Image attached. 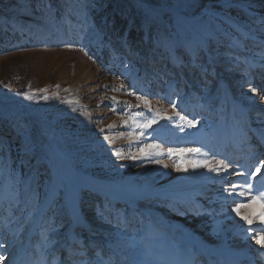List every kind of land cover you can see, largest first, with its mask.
<instances>
[{"label":"rangeland","instance_id":"374dc122","mask_svg":"<svg viewBox=\"0 0 264 264\" xmlns=\"http://www.w3.org/2000/svg\"><path fill=\"white\" fill-rule=\"evenodd\" d=\"M261 191L264 0H0V264H264Z\"/></svg>","mask_w":264,"mask_h":264},{"label":"snow or ice","instance_id":"6c2138e0","mask_svg":"<svg viewBox=\"0 0 264 264\" xmlns=\"http://www.w3.org/2000/svg\"><path fill=\"white\" fill-rule=\"evenodd\" d=\"M252 91L255 92L256 90L253 88ZM29 99H31V97H29ZM180 119L181 120H184L186 118L183 117V116H181ZM153 123H155V120H150L147 123H145L143 126L145 128L151 127V125ZM187 123H188L189 126H192L193 125V121H191V120H188ZM154 147H159V146L158 145H155ZM168 151H169V154L171 155L172 154V150L169 149ZM187 151L198 153L199 152V149H189ZM117 155H119V153H117ZM217 163L220 166H222L224 169H227V167H228L226 164L223 163V161H219ZM192 166L193 167H197V168H199V167H206V168L209 169V171H218V168L217 167H211L207 163H203V164H201V163H195ZM185 170H187V169H185ZM255 172H257V173L260 172V167H257L256 170H255ZM254 174L255 173H253V175ZM233 187H235V185ZM247 187L249 189H251L252 185H247ZM240 194L243 195L244 193H240ZM259 197H260L261 200H264V191H261L259 193ZM251 199L253 201H256L257 200V197L256 196H252ZM232 211H234L237 216H240V218L242 220H244L250 226L254 223V220H258L259 221V223L256 224V226L254 228H251L250 227L246 231H248L250 233H255V235L252 238L255 239V242L257 244H260L261 247H264V239L260 238V234L261 233H264V213H261L260 215H257V216H248V215H243L242 216L241 213H240L239 207L238 208H235V209H232Z\"/></svg>","mask_w":264,"mask_h":264},{"label":"trees","instance_id":"16d2710c","mask_svg":"<svg viewBox=\"0 0 264 264\" xmlns=\"http://www.w3.org/2000/svg\"><path fill=\"white\" fill-rule=\"evenodd\" d=\"M115 20L119 21V18H118V19L116 18ZM121 25H123V22H121ZM18 69H19V68H18ZM15 71H17V69H15ZM11 72H13V70H11ZM11 72H10V73H11ZM15 74H19V73H15Z\"/></svg>","mask_w":264,"mask_h":264},{"label":"bare ground","instance_id":"6f19581e","mask_svg":"<svg viewBox=\"0 0 264 264\" xmlns=\"http://www.w3.org/2000/svg\"><path fill=\"white\" fill-rule=\"evenodd\" d=\"M228 179H229V178H228ZM196 246H198V244H197Z\"/></svg>","mask_w":264,"mask_h":264}]
</instances>
